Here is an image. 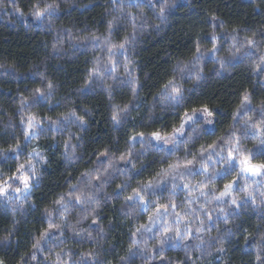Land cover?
I'll use <instances>...</instances> for the list:
<instances>
[{
	"label": "clouds",
	"instance_id": "1",
	"mask_svg": "<svg viewBox=\"0 0 264 264\" xmlns=\"http://www.w3.org/2000/svg\"><path fill=\"white\" fill-rule=\"evenodd\" d=\"M213 2L0 0L36 37L0 56V264H264V0Z\"/></svg>",
	"mask_w": 264,
	"mask_h": 264
},
{
	"label": "trees",
	"instance_id": "2",
	"mask_svg": "<svg viewBox=\"0 0 264 264\" xmlns=\"http://www.w3.org/2000/svg\"><path fill=\"white\" fill-rule=\"evenodd\" d=\"M213 6L221 10V13L227 9V4L225 0H214ZM36 37L29 39L27 35L24 34L22 29H12L9 28L7 24H0V56H10L21 63L33 57V48L35 47ZM146 63L148 67L153 66L151 60L152 52L144 53ZM72 68H69V72H72ZM27 82H20V86H24ZM16 85H5L4 88L15 87ZM0 99H8L7 96H0Z\"/></svg>",
	"mask_w": 264,
	"mask_h": 264
},
{
	"label": "snow or ice",
	"instance_id": "3",
	"mask_svg": "<svg viewBox=\"0 0 264 264\" xmlns=\"http://www.w3.org/2000/svg\"><path fill=\"white\" fill-rule=\"evenodd\" d=\"M153 135H157L156 133H153Z\"/></svg>",
	"mask_w": 264,
	"mask_h": 264
}]
</instances>
